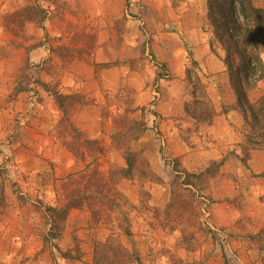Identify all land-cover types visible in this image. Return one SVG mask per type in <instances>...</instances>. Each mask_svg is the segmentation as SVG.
I'll return each instance as SVG.
<instances>
[{
    "label": "rangeland",
    "instance_id": "374dc122",
    "mask_svg": "<svg viewBox=\"0 0 264 264\" xmlns=\"http://www.w3.org/2000/svg\"><path fill=\"white\" fill-rule=\"evenodd\" d=\"M252 1L264 10V0ZM25 2V7L38 6L46 17L52 10L50 3L55 1ZM61 8L58 7V12ZM6 14L0 15V42H12L9 47L18 49L26 38L24 35L13 37L4 30L2 24ZM117 16L109 40L116 59L108 66L128 65L133 74L124 76L129 82L103 90L102 116L106 118L102 117L99 123L105 136L99 141L90 139L72 124L70 114L75 105L67 112L68 122L81 132L83 139L96 144L86 145L81 139H75L73 142L79 145L82 155H74L67 148L68 144H74L73 135L67 124L64 125V117L58 109V139L79 163L80 170L57 177L53 169L56 166L48 164L47 171L30 176L20 172L19 165L13 161L0 163V264H92L95 245L108 239L129 251L130 264H193L211 249L210 242L221 247L231 240L225 231L209 225L206 199L193 209L186 206H193V203H186L188 210L177 216L173 210L168 214L164 212L170 203L174 171L198 173L211 163L201 157L203 148H208L203 133L204 137L208 135L203 130L210 125L198 124L190 116L196 108L192 94L194 91L196 97L199 94L195 78L206 85L214 118L224 113L235 100L223 64L225 53L206 21L205 0H123V13ZM83 18L86 21L91 15L85 13ZM93 23L91 20L88 24L91 31ZM81 28L72 37V48L60 50V53L82 56L84 50L92 46L94 35H86V29ZM9 37L11 39H7ZM202 42L207 44L208 54L222 66V73L215 74L213 69L209 70L205 59L199 62L195 58L194 50ZM261 59L264 62V53ZM10 66L5 63L3 68L10 69ZM146 70L151 74L144 76L142 82L139 76ZM21 71L16 75V82L30 79L33 83L32 74L23 78ZM181 76L183 84L178 82ZM208 87L212 88L211 92ZM263 96L264 81H261L249 92L248 99L254 103ZM81 103H84L83 98ZM31 105L33 109L39 107V104ZM175 112L178 115L171 117ZM35 115L36 112L20 115L18 127H26ZM116 120L120 121L117 126ZM134 121L145 126L136 141L131 139L135 134L131 124ZM165 124L176 130L174 140L179 146L173 141L170 146L162 143L160 127ZM246 131L243 123L241 132L245 135ZM14 141L11 138L6 143L10 145ZM173 149L186 152L174 155ZM129 151L138 154L140 161L136 163L139 166L132 171L131 178L123 179L114 172L126 167L123 153ZM234 157L231 152L226 159ZM241 158L240 150L238 161ZM27 160L22 164L32 167L30 159ZM241 165L248 169V163ZM219 172L220 169L213 179ZM243 177V181L249 183L253 176L245 172ZM213 179L205 180V189L200 191L202 197L206 198L204 194ZM193 192L199 196L196 190ZM72 203L80 206L69 211L60 238L45 240L50 230L45 208L59 209ZM64 252L73 258L79 256V259H64L61 255Z\"/></svg>",
    "mask_w": 264,
    "mask_h": 264
},
{
    "label": "crops",
    "instance_id": "0c3cea01",
    "mask_svg": "<svg viewBox=\"0 0 264 264\" xmlns=\"http://www.w3.org/2000/svg\"><path fill=\"white\" fill-rule=\"evenodd\" d=\"M54 1L50 3L52 10L45 17L42 28L33 23L24 26L26 40L22 45L38 44L37 48L26 54L23 49L25 46L13 49L9 47L12 42H8L9 45L0 42V163L13 161L19 165L20 172L30 176L47 171L48 164L56 166L53 169L57 177H65L80 170L79 163L58 139L60 112L51 94L40 84L53 88L63 96L75 94L83 98L84 103L77 104L72 110L70 121L88 138L99 141L105 136L99 123L104 113L103 90L129 82L124 80V76L133 74L128 65L108 66L116 59L109 40L117 15L123 13V0ZM25 6V0H0V15L18 12ZM59 6L63 7L60 12ZM85 13L91 15L86 21L83 18ZM91 20L94 21L91 24L94 25L92 31L91 26H88ZM81 27L86 29V35H94L92 46L84 50L82 56L60 53V50L72 48V37ZM207 47L202 42L194 50L195 58L199 62L205 59L209 70L213 69L215 74L222 73V66L217 64L213 55L208 54ZM26 62L29 66L27 75L29 77V73L32 74V82L36 83L33 82V86L39 97V107L36 109L29 102L27 91L11 97L17 85L16 75ZM5 63L11 68H3ZM150 74L151 71H144L139 80L143 82L144 76L146 78ZM180 78L178 82L183 84V76ZM210 87L208 92H211ZM31 112H36V115L26 127L19 128L18 117ZM170 115L176 117L178 114L175 112V115ZM160 129L163 144L170 146L173 141L176 147L179 146V142L174 140L177 137L176 130L166 124ZM242 129L240 112L230 110L216 116L210 126L203 130L208 137H204L202 132L208 146L203 148L202 159L218 161L231 152L235 156L224 163L204 194L208 202L209 225L225 231L231 240L221 247L210 242L211 249L204 252L202 260L193 264H264V150L252 151L247 162L248 169H244L237 159L240 158L239 147L244 141ZM11 138L15 141L9 145L6 142ZM185 152L172 150L174 155ZM27 159H30L32 167L22 164L28 162ZM245 172L253 176L249 183L243 181ZM210 237L214 239L212 234Z\"/></svg>",
    "mask_w": 264,
    "mask_h": 264
},
{
    "label": "trees",
    "instance_id": "16d2710c",
    "mask_svg": "<svg viewBox=\"0 0 264 264\" xmlns=\"http://www.w3.org/2000/svg\"><path fill=\"white\" fill-rule=\"evenodd\" d=\"M205 3L206 21L213 28L214 36L225 53L223 64L231 90L235 95L234 103L225 108L224 113L230 110L239 111L242 115L243 123L247 127L244 142L240 145L242 154L240 161L243 165H246L252 151L264 149V96L254 103H251L248 99V94L255 85L258 82L264 81V62L261 59V54L264 53V10L256 7L252 0H205ZM44 19L45 14L43 10L36 5H32L24 7L18 12L6 14L2 25L4 30L11 34V36L20 38L24 34L26 23L37 24L42 28ZM38 46V44H33L23 49L28 54ZM20 47H23V45H20ZM26 68L28 71L29 66L27 62L21 71L22 75L24 74L23 78L28 76ZM26 80L20 79L11 97L21 91L29 93L32 91L31 87H33L36 102L39 104V97L33 83H31L30 79ZM195 80L196 91L199 94L197 97L195 91L192 94L196 108L190 116L198 124L210 125L215 112L210 109L212 108L211 101L205 91L206 85L198 77ZM30 84L31 86L28 87ZM40 87L51 94L57 108L62 112L64 125L67 124L66 127L73 135L72 142L75 139H81L83 144L95 145L96 142L83 139L81 132L67 120V112L75 105L81 103L82 98L77 95L63 96L58 94L53 88H51L53 90H50L49 87L42 84H40ZM119 123L120 121L116 120L114 124L117 126ZM131 124L133 131H135L131 139L132 141H136L143 134L145 126L141 122L135 121L131 122ZM73 143L68 144V150L76 156H81L82 152L79 151V145L75 144V142ZM74 145H77L76 150L73 147ZM96 150L100 152L99 149ZM123 159L126 167L115 171L114 174H119L123 179L131 178L132 171L139 166L136 163L139 156L137 153L129 151L123 153ZM226 160V157H224L218 161H211L204 170L198 173L175 170L176 175L172 184L170 203L166 206L164 212L168 214L173 210L177 216L184 213L187 207L193 209L198 205L199 201L202 203V200L205 198L200 195V191L205 189V182L215 177ZM195 190L199 194L197 197L194 195L195 192H193ZM184 193H188L189 195L185 196ZM108 203L110 204L111 201L108 200ZM186 203H193V206L186 205ZM79 206L72 203L59 209L46 207L45 210L48 214L50 230L44 237L45 240L59 239L61 236L60 231H63V225L69 211ZM190 223L193 224L192 222ZM61 255L64 259H79V256L76 258L69 256L71 254L68 252H64ZM130 258L129 251L120 243L113 239H108L104 243L95 245L92 264H130Z\"/></svg>",
    "mask_w": 264,
    "mask_h": 264
},
{
    "label": "built area",
    "instance_id": "2783aa9c",
    "mask_svg": "<svg viewBox=\"0 0 264 264\" xmlns=\"http://www.w3.org/2000/svg\"><path fill=\"white\" fill-rule=\"evenodd\" d=\"M32 88H33V87H31V90H32V91H30V92L28 93V97H29V99H30V101H31L32 104L37 105V102H36V95H35V93H34V91H33ZM224 241H225V240H224Z\"/></svg>",
    "mask_w": 264,
    "mask_h": 264
},
{
    "label": "bare ground",
    "instance_id": "6f19581e",
    "mask_svg": "<svg viewBox=\"0 0 264 264\" xmlns=\"http://www.w3.org/2000/svg\"><path fill=\"white\" fill-rule=\"evenodd\" d=\"M221 234V233H220Z\"/></svg>",
    "mask_w": 264,
    "mask_h": 264
}]
</instances>
